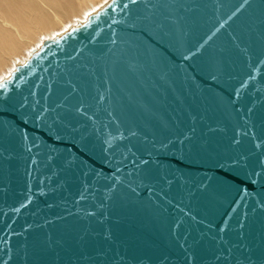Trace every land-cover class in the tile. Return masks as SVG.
<instances>
[{"label": "water", "instance_id": "95a60500", "mask_svg": "<svg viewBox=\"0 0 264 264\" xmlns=\"http://www.w3.org/2000/svg\"><path fill=\"white\" fill-rule=\"evenodd\" d=\"M0 264H264V0H113L18 64Z\"/></svg>", "mask_w": 264, "mask_h": 264}, {"label": "bare ground", "instance_id": "6f19581e", "mask_svg": "<svg viewBox=\"0 0 264 264\" xmlns=\"http://www.w3.org/2000/svg\"><path fill=\"white\" fill-rule=\"evenodd\" d=\"M113 0H0V84L44 41L85 24Z\"/></svg>", "mask_w": 264, "mask_h": 264}, {"label": "snow or ice", "instance_id": "6c2138e0", "mask_svg": "<svg viewBox=\"0 0 264 264\" xmlns=\"http://www.w3.org/2000/svg\"><path fill=\"white\" fill-rule=\"evenodd\" d=\"M132 2L135 3L136 0H132ZM127 6H128L127 4L124 5L125 8H127Z\"/></svg>", "mask_w": 264, "mask_h": 264}]
</instances>
